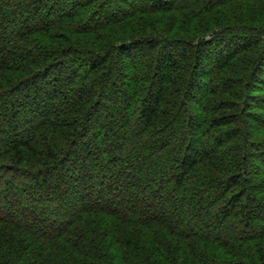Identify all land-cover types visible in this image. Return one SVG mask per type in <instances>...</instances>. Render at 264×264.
<instances>
[{
    "label": "trees",
    "instance_id": "trees-1",
    "mask_svg": "<svg viewBox=\"0 0 264 264\" xmlns=\"http://www.w3.org/2000/svg\"><path fill=\"white\" fill-rule=\"evenodd\" d=\"M0 182V264H264V0H0Z\"/></svg>",
    "mask_w": 264,
    "mask_h": 264
},
{
    "label": "rangeland",
    "instance_id": "rangeland-1",
    "mask_svg": "<svg viewBox=\"0 0 264 264\" xmlns=\"http://www.w3.org/2000/svg\"><path fill=\"white\" fill-rule=\"evenodd\" d=\"M253 164H259V163L256 162V161H254ZM151 182H152V186H154V185H155V184L153 183L154 181H151ZM5 183H6V182H0V185H5ZM11 185H12V187H14V189H16L18 186H19V187H22V185H20V183H19V184H18V183L16 184V183H13V182H12ZM17 185H18V186H17ZM16 186H17V187H16ZM14 189H13V191L16 192L17 189H16V190H14ZM16 198H18V195H16ZM18 200H20V199H18Z\"/></svg>",
    "mask_w": 264,
    "mask_h": 264
}]
</instances>
